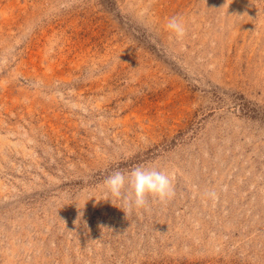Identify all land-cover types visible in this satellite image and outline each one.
<instances>
[{"label":"rangeland","instance_id":"obj_1","mask_svg":"<svg viewBox=\"0 0 264 264\" xmlns=\"http://www.w3.org/2000/svg\"><path fill=\"white\" fill-rule=\"evenodd\" d=\"M0 264H264V0H0Z\"/></svg>","mask_w":264,"mask_h":264},{"label":"clouds","instance_id":"obj_2","mask_svg":"<svg viewBox=\"0 0 264 264\" xmlns=\"http://www.w3.org/2000/svg\"><path fill=\"white\" fill-rule=\"evenodd\" d=\"M167 28L177 38L185 33L181 18H170ZM103 183L110 196L122 201L128 211L145 207L150 197L165 201L174 195L171 174L163 168L137 166L130 171L116 170Z\"/></svg>","mask_w":264,"mask_h":264}]
</instances>
